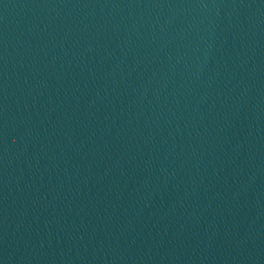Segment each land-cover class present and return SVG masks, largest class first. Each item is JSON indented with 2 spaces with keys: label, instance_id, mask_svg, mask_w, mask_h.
Wrapping results in <instances>:
<instances>
[{
  "label": "water",
  "instance_id": "95a60500",
  "mask_svg": "<svg viewBox=\"0 0 264 264\" xmlns=\"http://www.w3.org/2000/svg\"><path fill=\"white\" fill-rule=\"evenodd\" d=\"M0 264H264V0H0Z\"/></svg>",
  "mask_w": 264,
  "mask_h": 264
}]
</instances>
